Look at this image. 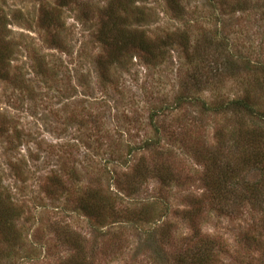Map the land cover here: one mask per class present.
Returning <instances> with one entry per match:
<instances>
[{
  "label": "rangeland",
  "instance_id": "1",
  "mask_svg": "<svg viewBox=\"0 0 264 264\" xmlns=\"http://www.w3.org/2000/svg\"><path fill=\"white\" fill-rule=\"evenodd\" d=\"M227 54L247 82L215 79ZM245 94L264 109V0H0V264H264L263 172L259 198L207 177L264 134L215 110Z\"/></svg>",
  "mask_w": 264,
  "mask_h": 264
},
{
  "label": "trees",
  "instance_id": "2",
  "mask_svg": "<svg viewBox=\"0 0 264 264\" xmlns=\"http://www.w3.org/2000/svg\"><path fill=\"white\" fill-rule=\"evenodd\" d=\"M172 1L174 2L175 0H172ZM241 3H242V0H241ZM226 8L228 9L227 12H231V13L239 12V11H241V12L245 11L244 8L241 9L237 4H234L231 6V5H229V3L227 4V2H226ZM42 16H43V19H41L40 22H46L47 23L51 19L55 18L54 21L56 23H58L59 18L56 15H54L53 12H46L45 14L43 12ZM199 41H200V39H199ZM225 42L226 41H224V43ZM222 43H221V45H222ZM198 44H200V43L197 42L195 45H193V50H194V53L196 54V57H197L196 59L199 61L200 55H199L198 51L200 48H199ZM218 47H221V46H218ZM222 59H223V62L221 65H219L220 67H222L221 70H220V68H218V69L216 68V70L214 71V73H215L214 77H215V79L218 80L219 84H222L224 82V80L225 81L226 80L235 81V80L241 79V80L247 82V77H245L243 74L244 73H251V71L254 69H255L254 71L256 72V68L249 65L248 62H244V60L239 59V57H233V56L227 54L226 56L222 57ZM237 59L240 60L241 66L238 64ZM200 60H201V62H203V60H205L204 56L201 57ZM213 60H214L213 63L216 67L219 61L217 59H213ZM206 61H207V59H206ZM207 65H210L209 62ZM256 81H258L257 78H256ZM253 83H254V85H257L256 82L253 81ZM247 87H249V86L247 85ZM252 88H253V86H252ZM247 89L248 88H246V90ZM248 92H247V94H248ZM247 94H245L243 97H238V98L230 100V101L225 100V102L221 103V105L215 110H222L223 112H225V113L227 112V113H230L232 115L246 114V115H248L254 119H257V120L260 118L264 119V109L261 110V108L256 103H252L250 101V98H248ZM238 127L239 128L236 129V131H234L233 134H230V136L235 137V141H233L231 139V137L228 138V143H229V140L231 139V141L233 142V144L236 148V151L241 156L239 162L237 163V167L231 168L228 163H225L226 162L225 161L224 164L222 163V167H220L217 164V166L213 169L215 175L213 173H211V174L208 173L207 177L210 178V182H211V185L213 186V189L215 190V193L221 198L225 197V195L227 194L226 192L234 193L235 188L238 192L237 194H241V192L243 190H245V188H246L247 192H250L253 195H255L257 198H259L261 196V193L257 187L260 188L261 184H259V182H256L255 185H251L247 182V184L245 185L246 182L243 179L242 173H244L246 171L247 167H249L250 169L255 168L258 171H262L263 173H261L260 178L262 179L261 182L263 181V183H264V134H263V131H261V130L258 132V131H252L253 129L250 130V127H247L246 129L242 128L241 123L238 124ZM242 155H244V156H242ZM245 155H247V156H245ZM225 158H223V159L225 160ZM161 181L165 182V180H163V179H161ZM209 185H210V183L208 184V186ZM262 186H264V185H262ZM263 199H262V201H264ZM227 203H228V201H227ZM1 205L3 208L4 201L1 203V199H0V208H1ZM84 209L87 212H93V213L97 214L98 211H101V209H103V208L100 206H96L89 199L86 202ZM145 211H147V215H148L147 218H149L148 219L149 221L153 220V218L155 216L160 215L159 213H157L152 208H151V212H149L148 210H145ZM2 220L3 219H0V222ZM4 222H5V220L2 221V225ZM11 230H12V228L9 226H8V228L4 227L2 230V236H4L5 239L10 237V236H8V234L10 232H12ZM148 232H150V231H148ZM151 233L152 234L154 233V229H151ZM11 238H12V236H11ZM163 239L167 240L166 236ZM202 253L207 258H208V256L211 255V252H208V250H206V249ZM200 254L201 253H198V255H200ZM196 255H197V251H191L190 259L192 262L196 263L197 259L194 258ZM199 264H209V260L203 261L201 263L199 262Z\"/></svg>",
  "mask_w": 264,
  "mask_h": 264
}]
</instances>
